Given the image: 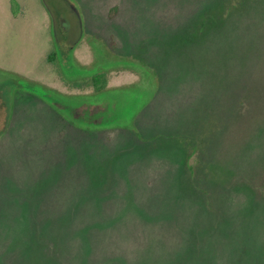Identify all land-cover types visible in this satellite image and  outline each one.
<instances>
[{"label": "rangeland", "instance_id": "obj_1", "mask_svg": "<svg viewBox=\"0 0 264 264\" xmlns=\"http://www.w3.org/2000/svg\"><path fill=\"white\" fill-rule=\"evenodd\" d=\"M0 264H264V0H0Z\"/></svg>", "mask_w": 264, "mask_h": 264}, {"label": "trees", "instance_id": "obj_2", "mask_svg": "<svg viewBox=\"0 0 264 264\" xmlns=\"http://www.w3.org/2000/svg\"><path fill=\"white\" fill-rule=\"evenodd\" d=\"M93 85H94V90L100 91L105 87L106 81L102 80L101 77L97 75L93 77Z\"/></svg>", "mask_w": 264, "mask_h": 264}]
</instances>
